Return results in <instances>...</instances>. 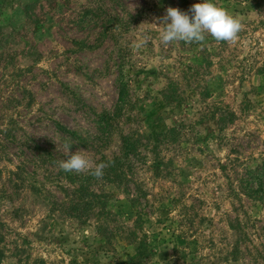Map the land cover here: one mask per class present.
<instances>
[{"label": "rangeland", "instance_id": "374dc122", "mask_svg": "<svg viewBox=\"0 0 264 264\" xmlns=\"http://www.w3.org/2000/svg\"><path fill=\"white\" fill-rule=\"evenodd\" d=\"M201 2L0 0V264H123L138 186L147 218L137 236L157 237L147 264H264V200L228 196L230 171L264 159V0H212L241 20L234 42L163 44L157 18ZM220 103L237 114L223 130L202 117ZM173 126L183 129L154 167L155 135ZM126 137L139 153L114 167L128 179L109 168L89 179L106 211L71 208L62 145L95 165L121 157ZM233 205L245 239L227 263ZM190 240L195 252L179 258L173 249Z\"/></svg>", "mask_w": 264, "mask_h": 264}, {"label": "trees", "instance_id": "16d2710c", "mask_svg": "<svg viewBox=\"0 0 264 264\" xmlns=\"http://www.w3.org/2000/svg\"><path fill=\"white\" fill-rule=\"evenodd\" d=\"M121 89V93H122ZM209 95V93H207ZM202 117H209L210 119L215 120L216 124L219 126V130H223L228 124H232L235 119L237 118V114L230 109V107L225 103H220L215 108L207 109L206 113L202 115ZM201 121V119L199 120ZM183 129L180 126H173L167 129L164 133H158L155 135V143L153 144L151 150L154 153L155 159L153 162V166L156 165L161 166L160 169H162L163 161L160 159V145L162 143H170V142H176L179 137V133H181V130ZM138 140L132 139L131 137L124 138L123 140V149H122V156L121 157H114L111 160L113 163L110 167H108V171L112 170L116 176V178L122 179V177L125 179V181L128 179V176H125V174H119V170L114 167L115 164H121L122 160L130 163V155L133 154L134 157L137 156L139 153L138 150ZM137 152V153H136ZM115 161H117L115 163ZM124 163V162H123ZM223 169H225V164L221 165ZM231 175L228 173V180H229V194L228 196L236 199L237 203H240V206L242 207V197L245 196L248 199L252 200H264V159L257 164V166H254L250 169H245L243 174H240L239 171L234 169L233 171H230ZM234 175L235 178L238 181V187H231L233 184L232 181H230V176ZM65 178L67 181L71 184H76L73 189V197L70 200L71 208H84V211H94L96 210L95 216H99L106 211L105 205H106V194L104 193H97L94 190H91L89 188V179H92L91 175L86 174H73L71 172H65ZM142 191L141 188L138 186L135 188V192L131 193L130 195V205L134 211L135 217L133 218V228L130 229L129 233H127V239L128 242L131 244H134L133 251L130 253L128 252L126 255V258L124 260L123 264H147L149 260L151 259L152 255L155 251H153L154 245L153 240L156 241L157 237L152 236L150 239L148 238V235L144 233L141 237L137 236L136 229L141 226L145 218H147L146 213L143 211L141 204ZM233 211L236 212L234 214L233 219H227V225L229 229L232 232L233 237H235L234 241L230 243V248L226 253L225 261L227 263L230 262H237L238 261V255L242 254L241 250L239 248V244L243 242L245 239L243 236L245 235L243 230L245 229V223L242 221V219L237 214L238 208L237 205H233ZM185 218V215L182 216ZM160 220V219H158ZM190 221L191 225H194L195 220L192 218ZM159 222V221H157ZM96 230L99 234H105L103 233V227L101 224L97 223ZM106 235V234H105ZM186 235V233H185ZM110 237V236H109ZM113 237H117L115 234ZM179 237L178 235L174 236V239H177ZM155 238V239H154ZM191 243V240L186 243L179 251L173 249L174 252H180L179 258H183L186 260V257L188 254H193L195 251H191L189 249V244ZM228 245V244H227ZM175 247V246H174ZM247 252L249 254V250L247 249ZM257 252V251H256ZM3 250L0 248V262L2 260ZM257 256H262L264 259V249H262L260 252H257ZM255 256L256 258H258ZM208 257H206L207 259ZM202 257H192L189 262L185 261L184 264H199L202 262ZM255 262V261H254ZM42 264H45L42 262Z\"/></svg>", "mask_w": 264, "mask_h": 264}, {"label": "clouds", "instance_id": "9594fccd", "mask_svg": "<svg viewBox=\"0 0 264 264\" xmlns=\"http://www.w3.org/2000/svg\"><path fill=\"white\" fill-rule=\"evenodd\" d=\"M155 24L164 25L160 38L165 45L179 41L202 45L207 35L218 43L234 42L243 28L239 18L213 3L212 0H202L201 3L193 4L188 12L168 7L166 14L157 18ZM62 148L68 159L57 163L58 167L65 172H87L93 178L101 180L105 175L104 170L113 163L108 161L93 165L81 150L71 153L69 143H64Z\"/></svg>", "mask_w": 264, "mask_h": 264}]
</instances>
